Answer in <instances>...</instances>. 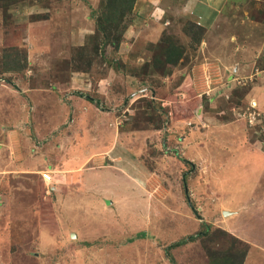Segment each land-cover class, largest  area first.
<instances>
[{
	"label": "rangeland",
	"instance_id": "374dc122",
	"mask_svg": "<svg viewBox=\"0 0 264 264\" xmlns=\"http://www.w3.org/2000/svg\"><path fill=\"white\" fill-rule=\"evenodd\" d=\"M136 1L0 0V131L98 173L75 209L0 173V264H264V0L151 35Z\"/></svg>",
	"mask_w": 264,
	"mask_h": 264
},
{
	"label": "crops",
	"instance_id": "0c3cea01",
	"mask_svg": "<svg viewBox=\"0 0 264 264\" xmlns=\"http://www.w3.org/2000/svg\"><path fill=\"white\" fill-rule=\"evenodd\" d=\"M234 1L236 0H229L230 4H228V1L226 0H171V3L167 0H137L134 9L136 12L137 10L139 11L138 14L142 13L143 15L146 14V17H150V20L147 21L153 24L148 25L145 28L148 30V35H151L158 34L159 30L162 29L160 25L162 22L159 21V19L166 15L167 9L169 11H172L176 15V17H193L196 20H199L200 23L205 24L208 27L209 25H211L212 19L216 20L220 13H222L226 9L229 10L232 7ZM210 8H213L215 10L210 12ZM157 10L161 11V17L159 16L158 18H154V14L157 13ZM229 24L230 25H228L227 22L226 25H222V27L218 28L220 32H218L217 35V42L221 46H232V36H230L231 33L227 32V28L232 26L233 23ZM235 34H237V31L235 32ZM148 35L147 38L149 42H153L154 37L149 38ZM24 133L25 131L23 132V134ZM23 134L18 130L8 132L6 130L0 131V173L7 172L8 174L15 176L40 175L44 172H50L52 175V179L57 183V187H52L53 192L59 191L58 194L60 199H62L61 203L63 202L64 206H67L69 204L71 207H73V209H75V207L78 205L80 206L81 203L84 206L89 205L91 203V200L87 196H85L84 191L88 187L90 188V185L97 184L95 178L98 173L95 172L92 167H88L89 163L91 162L92 155L95 152L93 150L86 149L82 154H80L78 153V148H76L74 144L69 145V148L71 149L67 147L63 152H61L56 147H53V143L45 145V150L43 151L40 150V152L38 153L32 152L26 149V143L22 138ZM60 140L61 139H57L56 141ZM73 147L74 149H72ZM64 152L66 154L69 153V156L63 154ZM108 167L109 168H106V170H102V173H108V175L113 179L120 180V177L122 175H120L117 170L113 169L120 168H118L116 165ZM60 183L70 184L66 186L70 188L73 195L75 193V190H79L77 194L83 195L82 201L76 199L75 196H71L68 203L67 199L62 198V196L60 195V193H63V187L58 186V184ZM116 191L118 192V190ZM47 193L50 194L49 192ZM113 195H115V191Z\"/></svg>",
	"mask_w": 264,
	"mask_h": 264
},
{
	"label": "built area",
	"instance_id": "2783aa9c",
	"mask_svg": "<svg viewBox=\"0 0 264 264\" xmlns=\"http://www.w3.org/2000/svg\"><path fill=\"white\" fill-rule=\"evenodd\" d=\"M41 179L42 181L47 185L49 186L50 184H52V175L50 172H44L42 173L41 175ZM50 189H52V187H50ZM3 205H4V199H3V196L0 194V209L3 208Z\"/></svg>",
	"mask_w": 264,
	"mask_h": 264
},
{
	"label": "bare ground",
	"instance_id": "6f19581e",
	"mask_svg": "<svg viewBox=\"0 0 264 264\" xmlns=\"http://www.w3.org/2000/svg\"><path fill=\"white\" fill-rule=\"evenodd\" d=\"M188 17V16H187Z\"/></svg>",
	"mask_w": 264,
	"mask_h": 264
},
{
	"label": "trees",
	"instance_id": "16d2710c",
	"mask_svg": "<svg viewBox=\"0 0 264 264\" xmlns=\"http://www.w3.org/2000/svg\"><path fill=\"white\" fill-rule=\"evenodd\" d=\"M177 245V244H176Z\"/></svg>",
	"mask_w": 264,
	"mask_h": 264
},
{
	"label": "water",
	"instance_id": "95a60500",
	"mask_svg": "<svg viewBox=\"0 0 264 264\" xmlns=\"http://www.w3.org/2000/svg\"><path fill=\"white\" fill-rule=\"evenodd\" d=\"M74 237V236H73Z\"/></svg>",
	"mask_w": 264,
	"mask_h": 264
}]
</instances>
